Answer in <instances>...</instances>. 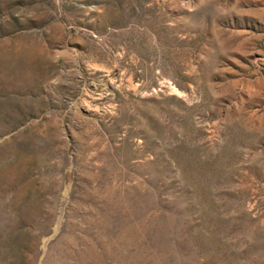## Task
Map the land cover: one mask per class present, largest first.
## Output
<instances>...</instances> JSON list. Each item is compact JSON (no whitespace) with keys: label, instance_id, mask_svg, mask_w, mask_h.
Instances as JSON below:
<instances>
[{"label":"rangeland","instance_id":"rangeland-1","mask_svg":"<svg viewBox=\"0 0 264 264\" xmlns=\"http://www.w3.org/2000/svg\"><path fill=\"white\" fill-rule=\"evenodd\" d=\"M0 264H264V0H0Z\"/></svg>","mask_w":264,"mask_h":264}]
</instances>
